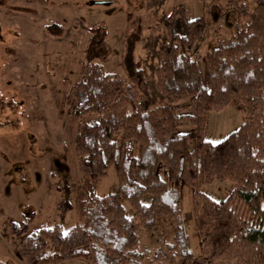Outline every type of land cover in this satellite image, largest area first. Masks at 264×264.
Wrapping results in <instances>:
<instances>
[{"label":"trees","instance_id":"16d2710c","mask_svg":"<svg viewBox=\"0 0 264 264\" xmlns=\"http://www.w3.org/2000/svg\"><path fill=\"white\" fill-rule=\"evenodd\" d=\"M219 0L211 5L219 6ZM228 0L246 21L203 54L202 71L192 56L203 20L189 19L179 4L162 13L156 89L166 104L152 106L148 77L135 59L137 20L124 34L127 79L105 70L100 59L106 31L91 27L78 77L62 96L75 125L73 148L84 176L77 205L81 223L63 230L72 209L70 190L58 205L59 222L29 232L28 219L9 224L6 241L25 264L83 259L90 264H191V236L182 217L185 189L193 191L198 247L212 264H264V0ZM220 8V7H219ZM53 34L62 27L52 24ZM50 27V28H51ZM60 28V29H59ZM187 100L192 113L179 104ZM232 104L244 121L217 143L205 140L206 115ZM187 128V131H179ZM114 167L115 191L100 196L95 181ZM202 182L230 180L228 196L216 202L196 191ZM129 202L128 214L122 199ZM170 219V240L160 247L140 242Z\"/></svg>","mask_w":264,"mask_h":264},{"label":"rangeland","instance_id":"374dc122","mask_svg":"<svg viewBox=\"0 0 264 264\" xmlns=\"http://www.w3.org/2000/svg\"><path fill=\"white\" fill-rule=\"evenodd\" d=\"M227 1L219 0V6H213L211 0H0V264H22L5 239L9 224L32 218L31 232L59 222L57 209L66 187L72 209L64 215L63 230L82 222L77 201L85 178L73 148L75 125L68 120L62 96L78 77L90 28L97 26L107 33L100 59L105 70L126 80L124 34L137 20L141 36L134 55L148 77L152 106L157 107L166 104L155 84L159 46L165 38L164 30L156 27L160 15L182 4L187 18H202L201 38L191 52L202 71L203 54L247 19L236 6L229 8ZM246 1L252 8V1ZM53 23L62 27L59 34L51 32L57 29L51 27ZM179 104L192 113L187 100ZM243 121V113L232 104L211 110L206 115L203 137L217 143ZM187 130L179 128L181 132ZM117 184V173L111 166L102 179L95 181V191L103 196L115 191ZM233 186L230 180L202 182L197 173L196 191L216 202L223 201ZM122 204L132 214L129 202L123 198ZM181 208L194 259L211 260L199 249L193 234L196 211L189 188L185 189ZM172 226L170 219H164L150 233H140L141 244L160 247L170 240ZM60 264L90 263L69 259Z\"/></svg>","mask_w":264,"mask_h":264},{"label":"built area","instance_id":"2783aa9c","mask_svg":"<svg viewBox=\"0 0 264 264\" xmlns=\"http://www.w3.org/2000/svg\"><path fill=\"white\" fill-rule=\"evenodd\" d=\"M191 264H211V261L206 257H202L194 259Z\"/></svg>","mask_w":264,"mask_h":264},{"label":"crops","instance_id":"0c3cea01","mask_svg":"<svg viewBox=\"0 0 264 264\" xmlns=\"http://www.w3.org/2000/svg\"><path fill=\"white\" fill-rule=\"evenodd\" d=\"M17 257V256H16ZM18 258V257H17ZM19 259V258H18ZM19 261L22 263V264H25L21 259H19ZM60 263H62V261L61 262H58V263H55V264H60Z\"/></svg>","mask_w":264,"mask_h":264}]
</instances>
